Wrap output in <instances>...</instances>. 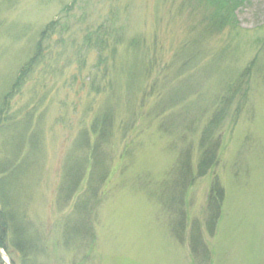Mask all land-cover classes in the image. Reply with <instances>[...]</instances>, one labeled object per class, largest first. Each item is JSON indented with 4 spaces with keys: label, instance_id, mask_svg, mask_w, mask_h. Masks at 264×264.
Returning <instances> with one entry per match:
<instances>
[{
    "label": "rangeland",
    "instance_id": "1",
    "mask_svg": "<svg viewBox=\"0 0 264 264\" xmlns=\"http://www.w3.org/2000/svg\"><path fill=\"white\" fill-rule=\"evenodd\" d=\"M72 1L0 0V104ZM211 9L77 0L65 13L70 34L8 101L14 139L0 134V162L16 147L24 161L12 191L27 195L28 236L41 239L34 264H264V0L220 29ZM107 17L123 41L107 69L114 91L96 92L79 31Z\"/></svg>",
    "mask_w": 264,
    "mask_h": 264
},
{
    "label": "trees",
    "instance_id": "2",
    "mask_svg": "<svg viewBox=\"0 0 264 264\" xmlns=\"http://www.w3.org/2000/svg\"><path fill=\"white\" fill-rule=\"evenodd\" d=\"M206 1L209 2L212 9L208 11L205 18H207L208 27L213 29H220L233 23L235 20V15H233V13L247 2V0ZM76 3L77 0H73L71 5L63 11V17L59 15L56 19L51 20L44 26L35 44L33 54L22 64L14 80V84L9 91L3 95L4 98L0 104V134L9 135V144L15 137L16 121L15 118L11 117L13 114L8 112V101L18 92L28 74L35 71L40 63L47 64L49 62L51 54L49 52L52 49V44L56 42L59 45L62 44L64 35L70 34L71 30L68 22L62 18L66 19L65 13L71 10ZM121 31L122 29L116 27L112 18L109 17L79 31L82 35L78 49H87L96 53L94 71L95 74L96 70L99 71L100 75V80H98L100 82H93V88L96 92L101 91V88L105 90L107 86L110 88V85L112 86L111 91H114V85L112 83L109 84V79H106V75L110 63H113L110 61H113L118 47L122 44L123 31ZM145 103L146 102L139 106V113H141ZM218 116L219 113L214 115L211 121L207 123L203 138L207 133L209 135L212 130H210L211 126L218 122ZM17 149L18 147L15 148L9 158L0 162V248L6 253L11 264H34L31 258V249L38 248L39 251H42L40 247L41 244L39 243L41 239L37 231L36 237L38 243H36L35 240H33V243L28 236L29 226L27 224L29 223L30 217L27 212V195L21 193L20 189H17L16 192L12 191V187L15 184V175L21 172L24 166V161L18 157ZM210 164L211 163H204V167H208ZM210 195L212 199H210V207L219 211V206L216 208L214 202H216L218 198L219 203L221 202L223 198L222 190H215V185L212 184Z\"/></svg>",
    "mask_w": 264,
    "mask_h": 264
},
{
    "label": "water",
    "instance_id": "3",
    "mask_svg": "<svg viewBox=\"0 0 264 264\" xmlns=\"http://www.w3.org/2000/svg\"><path fill=\"white\" fill-rule=\"evenodd\" d=\"M0 258L4 261V264H9V262H7L6 260V254L1 248H0Z\"/></svg>",
    "mask_w": 264,
    "mask_h": 264
}]
</instances>
